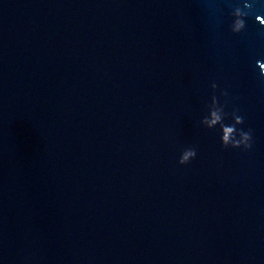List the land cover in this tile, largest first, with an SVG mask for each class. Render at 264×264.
<instances>
[{
  "label": "water",
  "instance_id": "obj_1",
  "mask_svg": "<svg viewBox=\"0 0 264 264\" xmlns=\"http://www.w3.org/2000/svg\"><path fill=\"white\" fill-rule=\"evenodd\" d=\"M238 4L0 0V264H264V0L233 33Z\"/></svg>",
  "mask_w": 264,
  "mask_h": 264
},
{
  "label": "clouds",
  "instance_id": "obj_2",
  "mask_svg": "<svg viewBox=\"0 0 264 264\" xmlns=\"http://www.w3.org/2000/svg\"><path fill=\"white\" fill-rule=\"evenodd\" d=\"M255 8V0H243V6L239 4L235 6L231 12L233 17L231 23V31L233 33H240L246 28V18L253 13ZM264 15L256 14L255 21L264 28V21H260L258 17ZM256 65L259 68L260 76H264V62L261 60L256 61ZM212 88L216 89L217 85L212 84ZM222 95H227L226 92H222ZM208 107V114L203 117L201 123L207 128H214L219 125L222 135L220 137L221 144L224 147L231 146L233 148H239L243 146L245 149L251 147L252 134L251 130L244 131L238 129L236 125L244 122L243 117L236 114V110L231 113L234 123L228 125L224 123V117L227 113L224 112V105L218 104L217 97L215 95L211 98V104ZM239 137V138H237ZM196 156V150L194 148H185L180 155L179 163L186 164Z\"/></svg>",
  "mask_w": 264,
  "mask_h": 264
}]
</instances>
